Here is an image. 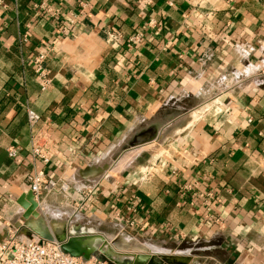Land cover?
<instances>
[{
  "label": "crops",
  "instance_id": "crops-1",
  "mask_svg": "<svg viewBox=\"0 0 264 264\" xmlns=\"http://www.w3.org/2000/svg\"><path fill=\"white\" fill-rule=\"evenodd\" d=\"M40 169L69 187L39 203L59 233L264 264V0H0V244L42 240L18 203Z\"/></svg>",
  "mask_w": 264,
  "mask_h": 264
},
{
  "label": "built area",
  "instance_id": "built-area-1",
  "mask_svg": "<svg viewBox=\"0 0 264 264\" xmlns=\"http://www.w3.org/2000/svg\"><path fill=\"white\" fill-rule=\"evenodd\" d=\"M38 6V5H37ZM36 6V7H37ZM43 6V5H41ZM58 11L55 12L57 15ZM76 19H72L70 26L75 24ZM68 30V29H67ZM109 38L119 41L120 35L109 33ZM141 34L135 35L130 39L131 43L140 41ZM24 40H28V34L24 36ZM46 54L39 53L33 60L32 64L35 69L36 78L42 90L49 87L50 79L45 67ZM28 123L33 131L32 135V156L48 165L52 159V151L50 150V136L47 132L37 129L42 117L33 110H27ZM37 129V130H36ZM9 156L13 159L19 155L18 149L10 147L8 149ZM30 191L34 194L35 200L40 203L46 197L53 194H61L68 192V186L61 180L50 177L44 169L37 170L28 177ZM129 211L136 214L140 209L137 198H134L128 207ZM134 223V221H132ZM0 264H108L98 257L90 260L73 257L64 252L61 245L57 242L26 239L19 240L11 237L4 243L0 244Z\"/></svg>",
  "mask_w": 264,
  "mask_h": 264
},
{
  "label": "water",
  "instance_id": "water-1",
  "mask_svg": "<svg viewBox=\"0 0 264 264\" xmlns=\"http://www.w3.org/2000/svg\"><path fill=\"white\" fill-rule=\"evenodd\" d=\"M18 203L24 209L23 226L29 233H36L45 241L57 242L65 253L86 261L98 257L108 264H219L213 259L184 253L151 255L142 243L133 238L124 245V234L114 238H105L99 234L76 235L72 234L70 228L68 232L62 229L59 233L55 224L39 211V203L32 191L23 194ZM64 224L67 227L70 223L67 220Z\"/></svg>",
  "mask_w": 264,
  "mask_h": 264
},
{
  "label": "bare ground",
  "instance_id": "bare-ground-1",
  "mask_svg": "<svg viewBox=\"0 0 264 264\" xmlns=\"http://www.w3.org/2000/svg\"><path fill=\"white\" fill-rule=\"evenodd\" d=\"M129 160V159H128ZM124 163H126V162H124ZM54 216H56V215H54Z\"/></svg>",
  "mask_w": 264,
  "mask_h": 264
}]
</instances>
